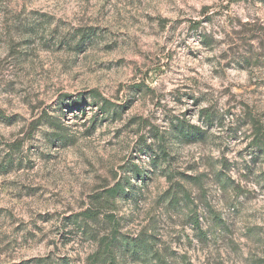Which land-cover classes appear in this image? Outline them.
Returning <instances> with one entry per match:
<instances>
[{
	"label": "rangeland",
	"instance_id": "rangeland-1",
	"mask_svg": "<svg viewBox=\"0 0 264 264\" xmlns=\"http://www.w3.org/2000/svg\"><path fill=\"white\" fill-rule=\"evenodd\" d=\"M93 262L264 264V0H0V264Z\"/></svg>",
	"mask_w": 264,
	"mask_h": 264
},
{
	"label": "trees",
	"instance_id": "trees-1",
	"mask_svg": "<svg viewBox=\"0 0 264 264\" xmlns=\"http://www.w3.org/2000/svg\"><path fill=\"white\" fill-rule=\"evenodd\" d=\"M105 105H107V102H103L102 104H101V109L105 106ZM263 138H262V136H261V134H259V135H257V137H256V140L257 141H260V140H262ZM121 189V186H120V184L119 183H116L113 187H111V188H109V193H111V194H113V193H116L118 190H120ZM104 248H106L107 250H109V244L108 243H105V246H104ZM94 259H92V261H93ZM93 264H94V262H93Z\"/></svg>",
	"mask_w": 264,
	"mask_h": 264
}]
</instances>
